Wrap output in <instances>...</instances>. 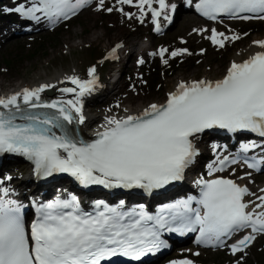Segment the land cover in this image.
Segmentation results:
<instances>
[{"label": "snow or ice", "instance_id": "snow-or-ice-1", "mask_svg": "<svg viewBox=\"0 0 264 264\" xmlns=\"http://www.w3.org/2000/svg\"><path fill=\"white\" fill-rule=\"evenodd\" d=\"M90 2L33 0L30 6L20 5L15 11L31 20L44 18L55 24L68 20ZM103 3L104 0H99L98 8ZM116 3H135L141 20L145 10L150 12L156 31L161 28L157 18L164 10L175 7L166 0H116ZM154 3L159 7H153ZM195 9L211 20L221 16L264 20V0H198ZM164 18L171 19L169 15ZM206 38L224 47L226 40L240 37L235 34L229 37L213 28ZM253 44L264 48V40ZM167 51L159 50L164 63L168 62L163 59ZM187 52L179 48L170 55L176 57ZM114 53L115 48L109 56ZM94 73L95 68L88 70V80L67 77L79 89H61L64 93H75V98L67 101L41 102L40 93L52 87L46 84L0 96V153L25 157L33 163L37 175L68 173L84 186L135 187L151 192L183 178L197 155L193 139L207 129L247 131L264 137V51L240 63L233 62L222 79L181 81L175 91L168 93L165 103L150 104L137 115L106 117L104 130L96 134V139L86 142L77 138L68 126L85 120L82 97L93 91L97 83ZM257 147L255 142H249L242 144L241 150L247 152ZM245 162L253 169H258L261 163ZM228 163L235 164L236 160L225 156L219 161L220 167L212 171H223ZM200 183L201 196L195 201L196 207L192 206L193 198H189L157 216L142 208L128 213L108 206L89 214L80 209L75 196L49 201L39 206L37 219L31 224V243L21 216L22 206L5 198L7 189H0V264H102L117 255L139 260L167 247L161 239L162 231L181 235L198 232L196 242L211 246H224L226 238L246 228L251 233H264V211H256L264 207V196L257 197L261 203L248 211L249 205L243 199L248 194L246 187L226 178ZM254 239L253 234H247L229 247L235 254ZM170 264L193 262L182 259Z\"/></svg>", "mask_w": 264, "mask_h": 264}, {"label": "rangeland", "instance_id": "rangeland-1", "mask_svg": "<svg viewBox=\"0 0 264 264\" xmlns=\"http://www.w3.org/2000/svg\"><path fill=\"white\" fill-rule=\"evenodd\" d=\"M98 4L99 1L92 8L81 11L73 21L65 23L53 31L45 29L38 33H28L24 38L18 36L17 40L12 38L9 39L13 40L12 42L0 44V84L8 88L16 86L20 82L33 80L37 73L44 75V73H53L56 69L72 71L73 67H78L80 72L85 73L87 66H95L102 81H112L120 76L119 81L124 84L125 90L123 94L118 95L119 100L111 99L109 102H102L98 107L102 113H105L110 109L119 108V103H123L121 108L124 109L127 105L136 107L140 103L161 101L165 91L178 78H198L206 74L220 76L233 53L246 43L244 41L234 45L233 42H230L228 44L230 50L225 52L222 51L223 49H216L210 45L204 34L199 36L201 40L198 38L190 40L188 34L195 29L192 26L193 23L185 27L178 26L177 29H173L175 28L173 27L163 37H155L151 35L147 25L139 24L141 19L133 16L134 11L127 4H117L116 0H104L102 10L98 9ZM108 8H112L113 11H107ZM117 9H122V11ZM125 13H130L131 16L125 15ZM119 15H122L128 22L117 27ZM93 36L100 37V41H94ZM145 36H148L149 39L144 44L152 43L149 53L139 56L137 61L128 58L129 61L125 66H120V69L113 68L115 63H112V66H106L108 48L114 42L124 40L133 43ZM176 36L179 37L177 42L180 44L185 39L188 40L189 46L193 50L191 55L194 58L193 63H188L191 56L183 55L177 60L179 65H176L174 74H169L168 70L162 74L158 84L147 85L145 73L150 66L159 65L161 68H167L152 53L154 47L163 46L162 42L169 44L170 40H175ZM252 37L260 36L255 34L247 39ZM169 46L176 47L174 44ZM201 48L205 49L204 53ZM202 54H205L204 59ZM118 55L126 59L127 51L121 50ZM166 55H169V52ZM139 58L144 59L146 63H139ZM105 66L106 68H104ZM132 68H135L134 72H131ZM112 69L114 70L111 71ZM126 70H128L127 73ZM90 103L95 104V101ZM108 103H111L112 107ZM95 114L97 115V113ZM9 171L10 175H17L14 168ZM225 254L224 252L201 253L196 259L203 264H223L224 261L230 263L233 260L239 262L244 259V262L256 260L255 262L258 263V260L264 257V236L258 238L256 243L244 253L245 257L242 259Z\"/></svg>", "mask_w": 264, "mask_h": 264}, {"label": "bare ground", "instance_id": "bare-ground-1", "mask_svg": "<svg viewBox=\"0 0 264 264\" xmlns=\"http://www.w3.org/2000/svg\"><path fill=\"white\" fill-rule=\"evenodd\" d=\"M2 1V0H0ZM3 4L1 3L0 6H2ZM184 14H181L180 17H179V21H177V25H179L180 23L182 25H185V24H190L191 21L193 20V18H190L188 16H183ZM191 19V20H190ZM128 21L125 20L123 18L122 15H119V22L116 23V26L119 27L123 24H126ZM179 23V24H178ZM8 26L6 24H0V35H5L7 32H8ZM20 30H21V27H20ZM27 33H29V31H25V32H19L18 34L17 33H11L9 35L10 36H13L11 37L10 39L16 37V36H22V38H24L25 35H27ZM189 37H194L193 34H190ZM19 38H14V40H17ZM94 41H100V37L98 38V36H93ZM257 40H264V37L262 38H257L256 40H253V41H257ZM13 40H9L8 38L4 39L3 40V43H10L12 42ZM253 41L252 42H249L247 43L244 47H242L241 49L237 50L233 56H232V59L233 60H241L243 58H247L251 55H253L255 52H258V51H264V48H261L260 46L258 45H255L253 44ZM119 50H123V51H127V58H130V59H136L138 56L140 55H144L145 53L148 52L149 48L147 46H141V43L137 42V43H129V41H124L121 46L119 47ZM129 60H125V58H121L119 57L118 58V61L120 63V66L123 67L126 65V63L128 62ZM119 67V66H118ZM75 70L76 72H78L76 69H73ZM132 71L134 72L135 69L132 68ZM61 74L62 72H56L54 76H49L50 79H55V82L56 83H59V78L61 77ZM209 74H207L208 76ZM206 76V77H207ZM41 79H44V78H41ZM193 79V78H191ZM36 80V79H35ZM120 80V79H119ZM181 79L179 80H176L175 83H173L170 88L168 89L169 91H172L175 87H176V84L180 81ZM34 81V80H33ZM32 81V82H33ZM48 84L46 85H50L49 82H47ZM119 84H120V81H118V79L115 81V83L111 84V85H108L106 87L103 88L102 92L104 94H107L112 92L113 94H118V93H115L114 90L116 88L119 87ZM20 86V85H23L22 82L18 83L16 86ZM40 86V85H38ZM26 87H29V84L26 86ZM19 88H22L21 86ZM63 88H71L69 86H64L63 84H56L52 87H49V88H46L48 90H60L63 89ZM62 92V91H61ZM97 92V95H98V91ZM112 94V95H113ZM96 95V96H97ZM72 99L75 98V96H71ZM132 99V98H130ZM82 100L86 101V100H91V98L88 99V96L86 97V95L82 98ZM143 102V101H142ZM150 104V103H149ZM149 104H143V103H140L138 106L136 107H133V108H130L126 111V113L128 114H132V113H138V112H141L143 111L145 108H147L149 106ZM131 110V111H130ZM90 120L92 119L93 116H89ZM111 117H117L119 118V116H111ZM2 165H0V170L1 171H4L5 169H8V167L5 165H3L4 163H1ZM32 178V174L31 172H28L24 178L18 182H15L14 181H11V178L10 177H7L6 179H2L1 182H0V185L2 186V188L4 189H7L8 190V195L11 196V197H14L15 195H19V194H23V188L21 187L25 182H27L28 179ZM7 184V186H6ZM12 184V185H11ZM23 191V192H22Z\"/></svg>", "mask_w": 264, "mask_h": 264}]
</instances>
